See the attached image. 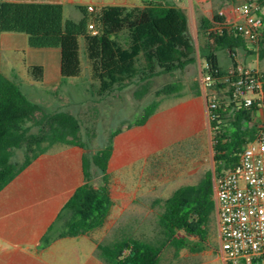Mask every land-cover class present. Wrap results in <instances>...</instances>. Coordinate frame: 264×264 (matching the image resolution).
<instances>
[{
  "label": "trees",
  "instance_id": "obj_1",
  "mask_svg": "<svg viewBox=\"0 0 264 264\" xmlns=\"http://www.w3.org/2000/svg\"><path fill=\"white\" fill-rule=\"evenodd\" d=\"M239 4L256 0H221ZM264 6V0H257ZM80 20L66 18L59 3L0 2V191L40 155L57 148L78 146L82 154L83 181L66 201L58 216L67 215L59 237L89 235L104 227L112 206L109 162L114 151V139L123 126L112 129L107 141L91 150L97 136L96 123L84 127L76 114L66 109L48 110L32 101L20 83L6 76L1 68V34L24 33L33 48L61 49V74L65 82L81 77V41L90 68V89L98 96L122 90L135 84L134 97L142 100L150 93L155 97L142 106L140 115L127 121L126 127L140 126L159 109L165 98L186 94L201 95L199 80L189 93L185 84L175 77L197 63V52L206 70L225 73L220 53L224 52L231 65H237L238 52L250 55L254 45L226 16L216 11L197 18L198 48L190 33L187 10L170 2L154 1L143 6L105 5L89 11L79 6ZM263 16L261 10L258 11ZM90 24L95 27L92 29ZM264 28L260 40V57H264ZM243 64V63H242ZM33 80L44 79L42 65H28ZM168 74L174 79L153 90V79ZM224 84L216 89L223 90ZM257 105L237 104L227 91L213 109L210 118L216 171L232 168L240 152L255 138L258 123L253 116ZM90 150V151H89ZM22 151L21 159L18 152ZM216 215L212 172L195 184L182 185L163 200L157 214L154 234H132L115 228L110 239L97 243L96 256L105 264H160L168 245L176 253L184 248L205 249L211 223ZM50 226L43 237L48 244Z\"/></svg>",
  "mask_w": 264,
  "mask_h": 264
},
{
  "label": "crops",
  "instance_id": "obj_2",
  "mask_svg": "<svg viewBox=\"0 0 264 264\" xmlns=\"http://www.w3.org/2000/svg\"><path fill=\"white\" fill-rule=\"evenodd\" d=\"M2 1L59 3L64 7L66 18L78 21L82 17L79 6L92 5L97 9L105 5L143 6L146 3L161 1L184 8L185 2L190 7L196 1L199 3L207 0H188V2L186 0H177V2L175 0H141L139 2L137 0H0ZM236 5L238 4L228 2L219 4V12L226 16L228 22L236 23L239 19ZM202 13L210 14L207 9L202 10ZM1 47L2 71L5 68V62L11 65L8 71L15 69L12 65H20L28 76L27 89L34 102L47 108L51 101L61 102L64 99L63 93L80 92L79 80L83 78V72L81 77L71 78L65 82L62 80L59 47L33 48L29 46L25 34L14 32L1 34ZM260 47L251 54L255 55L252 57L258 61L257 66L250 67L244 64L238 52L239 63L264 72V66L258 59ZM7 50L9 53L5 54ZM243 54L247 55L248 52L244 51ZM24 61L28 65L44 67L43 81L37 82L32 79ZM223 65L226 68L231 66L227 55ZM201 89V95L186 94L169 104L160 105L145 124L126 127L127 129L124 127L115 137L114 151L108 169L111 193L112 173L116 167L119 166L118 175L121 177L131 174L132 165L142 162L146 167L152 158L161 157L172 148L190 143L197 138L205 141L209 148L207 151L214 159L208 98L202 87ZM53 95H58L57 99H52ZM263 119L264 110L258 109L252 121L258 123ZM62 148L65 149L53 150L37 157L0 191V264H105L95 254L97 243L100 241L94 234L92 236L85 234L58 236L57 228L62 226L67 215L59 220L58 216L66 201L83 181L82 154L84 150L78 146ZM128 166H130L129 171L126 169ZM120 182L119 228L132 234H140L134 228L139 217L133 210L128 212V208L133 201L136 203L137 192L144 188L143 182ZM54 224L55 228L50 232L52 240L44 244L43 237L49 227Z\"/></svg>",
  "mask_w": 264,
  "mask_h": 264
},
{
  "label": "rangeland",
  "instance_id": "obj_3",
  "mask_svg": "<svg viewBox=\"0 0 264 264\" xmlns=\"http://www.w3.org/2000/svg\"><path fill=\"white\" fill-rule=\"evenodd\" d=\"M137 1L139 2L141 0ZM175 1L177 2V0ZM186 1L188 2V0ZM221 2L235 4L232 1L207 0L205 2L200 1L199 3L196 1L189 7L185 2L184 8L189 15L190 33L197 48L199 46L197 32L198 16L202 14V10L206 9L210 14L219 11V4ZM6 53H9V51H5V54ZM243 53V50L239 51V56L241 55L244 64L250 67L257 66L258 61L255 57H252L255 55H245ZM226 55L227 54L224 52L220 53L222 62H224ZM81 59L83 78L79 80V85L81 86L80 92L77 94L63 93L64 99L58 103L51 101L47 109L70 110L82 119L84 127L90 126L95 122L97 136L91 141V150H94L108 140L109 133L112 129H117L121 126L127 129V121L140 115L142 106L150 102L155 95L152 92L139 101L133 94L136 85L131 84L122 90H115L105 96H98L94 94L89 87L91 82L90 68L84 51L83 40L81 41ZM258 59L262 66H264V57L261 58L260 53ZM203 65V61L197 52V63L190 65L183 72L176 73L175 77L180 78L185 84L184 93H189L193 82L199 80L200 70ZM12 66L13 68L15 66V69L13 71H8L11 65L5 62V68L3 69L4 73L22 84L21 86L24 92L32 101H35L30 97L27 89L29 80L25 70L18 64ZM175 77L168 74L156 76L153 79L152 89H157ZM34 96H36V94H34ZM51 97L55 99L58 95H53ZM176 98L178 97L165 98L161 102V106L173 102ZM62 149L64 150L65 148H57L56 150L60 151ZM207 149L209 148L205 141L197 138L190 143H184L172 148L165 152V154L163 153L161 157L152 158L150 164L146 167L143 166L142 162H138L137 165H132L131 168L130 166L126 167L128 171L130 168L131 174L128 173L121 177V175H118L120 168L119 166L116 167L112 173V206L110 214L104 227L93 233L95 238L98 241H107L111 238L114 229L118 228L120 225L118 221L120 181H127L129 183L143 182L144 188L137 192V201L136 203L134 201L131 203L128 212L133 210L136 216L139 217V221L135 223L134 227L138 233L153 235L154 230H157L156 219L157 214L162 209L163 200L167 198L173 190L181 185L198 183L209 171H212L213 177L217 173L216 163ZM21 157L22 151H19L18 159H21ZM149 187H151V189H149ZM204 245L205 249L202 251H192L190 248H184L180 250L178 254L174 246L168 245L162 252L160 264H224L218 252L219 233L216 215L214 221L211 223L208 240L204 242Z\"/></svg>",
  "mask_w": 264,
  "mask_h": 264
},
{
  "label": "built area",
  "instance_id": "obj_4",
  "mask_svg": "<svg viewBox=\"0 0 264 264\" xmlns=\"http://www.w3.org/2000/svg\"><path fill=\"white\" fill-rule=\"evenodd\" d=\"M89 11L95 7L88 6ZM264 6L259 1L236 5L238 21L233 24L254 45L260 46L263 34ZM90 27L94 29L93 24ZM207 68V66H206ZM202 67L201 87L208 98L210 118L219 97L227 91L237 104L257 105L264 110V72L242 63L231 65L225 73ZM224 84L223 90L216 89ZM216 218L219 233V256L225 264H264V119L258 122L255 138L240 152L239 161L213 177Z\"/></svg>",
  "mask_w": 264,
  "mask_h": 264
}]
</instances>
